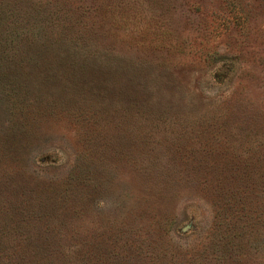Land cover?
Masks as SVG:
<instances>
[{
  "label": "rangeland",
  "instance_id": "obj_1",
  "mask_svg": "<svg viewBox=\"0 0 264 264\" xmlns=\"http://www.w3.org/2000/svg\"><path fill=\"white\" fill-rule=\"evenodd\" d=\"M0 264H264V0H0Z\"/></svg>",
  "mask_w": 264,
  "mask_h": 264
}]
</instances>
